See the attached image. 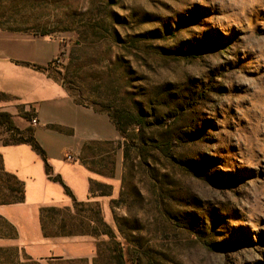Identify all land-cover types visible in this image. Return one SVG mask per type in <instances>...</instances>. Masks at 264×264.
Returning a JSON list of instances; mask_svg holds the SVG:
<instances>
[{
  "label": "rangeland",
  "instance_id": "obj_1",
  "mask_svg": "<svg viewBox=\"0 0 264 264\" xmlns=\"http://www.w3.org/2000/svg\"><path fill=\"white\" fill-rule=\"evenodd\" d=\"M13 15L61 40L51 73L84 98L108 82L106 92L131 93L157 112L145 131L169 157L159 146L141 160L128 147L124 160L117 130L109 149L121 158L114 214L141 228L138 252L113 220L125 264H264V0H28ZM33 110L0 92V112L20 130L33 128ZM14 140L0 125V145ZM7 264L115 263L19 253Z\"/></svg>",
  "mask_w": 264,
  "mask_h": 264
},
{
  "label": "crops",
  "instance_id": "obj_2",
  "mask_svg": "<svg viewBox=\"0 0 264 264\" xmlns=\"http://www.w3.org/2000/svg\"><path fill=\"white\" fill-rule=\"evenodd\" d=\"M18 1L0 0V92L33 107L37 121L33 136L46 154L52 176H59L62 184L49 178L44 161L28 144L0 145V219L15 230L13 237L0 236V247L16 248L28 261L92 262L96 258L94 237H44L40 213L45 207H71L72 198L78 202L93 201L100 205L104 221L113 227L111 201L120 190L121 158L118 153L115 155L110 176L104 168L99 170L98 164L105 159L95 148L86 154L82 149L85 143L114 141L117 132L106 114L75 103L46 74L15 63L46 66L57 58L63 46L61 40L50 38L51 33L36 36L12 31L18 26L13 18V6ZM5 178L22 186L20 201H9L15 196L14 186ZM91 183L106 185L110 190L106 195L91 196Z\"/></svg>",
  "mask_w": 264,
  "mask_h": 264
},
{
  "label": "trees",
  "instance_id": "obj_3",
  "mask_svg": "<svg viewBox=\"0 0 264 264\" xmlns=\"http://www.w3.org/2000/svg\"><path fill=\"white\" fill-rule=\"evenodd\" d=\"M27 2L28 0H19L17 4L13 6V10L20 12L26 6ZM16 25L18 26L13 27L11 29L12 31L27 33L36 36H46L51 33L48 30H42L38 32L32 27L25 28L21 27L19 24ZM94 27H98V25L92 24L91 28L94 29ZM132 42L135 43V45L136 43H138L136 39L132 40ZM15 63L46 74L47 77L59 83L67 92V94L71 98H73L75 103L90 107L99 113L106 114L115 126L120 137L125 143L128 144V146H126L125 144L123 152L124 160H126L128 157V147L133 149L139 155L141 160L144 158H153L154 156L149 153V150L159 153V146L163 148L160 151L162 155H164L165 157L170 156L168 154L167 143L160 140L158 141L155 138L150 137V134L146 133L145 131L146 128H150L151 126H153V123L148 122V119H150L151 117H155L157 112L154 109H151V107L149 112L145 111L142 105V103H144L143 100H141V102L138 100H134L135 96H132L131 93H125L124 96H122L117 91L112 93L106 92L109 89L108 82L104 84L105 88L103 90H105V92L101 90V92L103 93H99L98 90H96L94 98L89 100L87 98H84L83 91L80 88H71V84H65L64 77L59 78L58 76H55L51 73V67L54 63V60L49 62L46 66H40L23 61H15ZM111 89L112 86L110 87V90ZM156 97L157 96H155V98ZM25 117L29 118L30 116L27 114ZM32 117H35L34 110ZM154 124H157V122L154 121ZM0 125L5 127V129L8 132L12 133L13 137H15V140L11 144L6 145L28 144L44 161L45 171L49 178L62 184L59 176H52L51 168L48 165L46 154L35 140L32 127H27L25 130H20L15 126L13 117L8 112H0ZM55 128L61 130V128ZM111 145L112 142H89L85 143L82 149L83 154H86V152H88L91 147L95 148V150L99 153L98 155L105 159L103 161H100V163L98 164L99 170L102 171V169L104 168L106 170L105 172L109 173L110 176L113 175L114 168V155L110 151ZM102 162H104V165H102ZM91 167L95 166L91 165ZM12 190L15 192V196L9 201H20L23 198L22 186L18 184V187H12ZM109 190L110 189L106 185H97L95 183H91L89 193L91 196H102L106 195ZM65 191L70 195V192L66 187ZM155 196V199L159 201L157 193ZM156 200L155 204L158 208L159 202H157ZM116 203V200H112L111 206L113 207ZM113 218L117 226V231L120 234L122 240L128 243V245H133L135 247V250L137 249L139 252L142 247V238L138 234V231L141 228L139 227V222H137L136 217H118L114 214L113 210ZM40 225L44 237L51 238L60 236L88 235L94 237L97 240V257H102L107 254L109 260H113L115 264H125L126 259L130 260L128 259L130 254H125L124 245L121 241L118 240L116 232L104 221L101 214L100 205L97 202H78L74 198H72L71 207L42 208L40 213ZM5 227L9 229L10 233H7L3 229ZM0 236H15L14 228L2 219H0ZM18 253L19 250L16 248L0 247V264L12 263L13 258L18 257Z\"/></svg>",
  "mask_w": 264,
  "mask_h": 264
},
{
  "label": "built area",
  "instance_id": "obj_4",
  "mask_svg": "<svg viewBox=\"0 0 264 264\" xmlns=\"http://www.w3.org/2000/svg\"><path fill=\"white\" fill-rule=\"evenodd\" d=\"M31 124L33 126H35L37 124V121H36V118L35 117H32L31 120H30ZM67 159L68 160H71V157L70 156H67Z\"/></svg>",
  "mask_w": 264,
  "mask_h": 264
}]
</instances>
